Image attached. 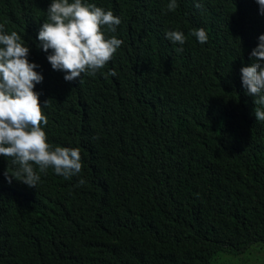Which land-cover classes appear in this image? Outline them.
<instances>
[{"label":"trees","instance_id":"obj_1","mask_svg":"<svg viewBox=\"0 0 264 264\" xmlns=\"http://www.w3.org/2000/svg\"><path fill=\"white\" fill-rule=\"evenodd\" d=\"M51 2L0 0V24L39 65L48 143L78 148L82 170L30 188L0 155V264H216L264 243V121L240 71L264 34L256 0H82L120 17L106 35L123 43L71 82L39 46Z\"/></svg>","mask_w":264,"mask_h":264},{"label":"clouds","instance_id":"obj_2","mask_svg":"<svg viewBox=\"0 0 264 264\" xmlns=\"http://www.w3.org/2000/svg\"><path fill=\"white\" fill-rule=\"evenodd\" d=\"M259 13L264 15V0H256ZM177 0H170L167 8L175 11ZM196 7H201L198 3ZM121 24L120 17L111 10H104L94 3L82 0H52L47 9V19L38 31L39 46L47 55L53 70L65 73V81H81L82 75L95 76L113 58L123 41L107 33H115ZM0 24V155L8 158L9 167L4 172L8 183L13 179L36 188L41 180L40 173L49 168L69 180L82 170L81 153L78 148L56 146L48 143L42 127L48 124L43 104L35 86L43 82V75L30 62L29 46L16 31L5 32ZM199 43L204 44L208 35L204 28L193 29ZM172 43L183 45L186 36L182 31L166 33ZM258 44L250 55L254 61L241 68L242 86L246 94L254 98V114L257 121H264V34L259 35ZM182 51L181 49H178ZM107 75L115 76L114 69ZM38 169V171H37ZM86 183L78 181L77 187Z\"/></svg>","mask_w":264,"mask_h":264},{"label":"rangeland","instance_id":"obj_3","mask_svg":"<svg viewBox=\"0 0 264 264\" xmlns=\"http://www.w3.org/2000/svg\"><path fill=\"white\" fill-rule=\"evenodd\" d=\"M216 264H264V243H256L243 253L222 252Z\"/></svg>","mask_w":264,"mask_h":264}]
</instances>
